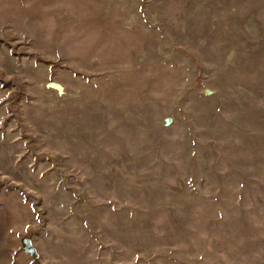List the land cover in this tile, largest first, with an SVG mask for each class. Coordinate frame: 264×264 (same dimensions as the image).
Returning <instances> with one entry per match:
<instances>
[{"label":"rangeland","instance_id":"1","mask_svg":"<svg viewBox=\"0 0 264 264\" xmlns=\"http://www.w3.org/2000/svg\"><path fill=\"white\" fill-rule=\"evenodd\" d=\"M0 264H264V0H0Z\"/></svg>","mask_w":264,"mask_h":264},{"label":"water","instance_id":"2","mask_svg":"<svg viewBox=\"0 0 264 264\" xmlns=\"http://www.w3.org/2000/svg\"><path fill=\"white\" fill-rule=\"evenodd\" d=\"M47 85H48L49 87L56 88L59 92H63L64 86H63L62 83H60V82L57 81V80H49V81L47 82ZM169 121H170V118L167 117L166 120H165V124L169 123ZM27 241H28V242H27V246H28L27 248H28V249H33V248L31 247V245H30L29 240H27Z\"/></svg>","mask_w":264,"mask_h":264}]
</instances>
